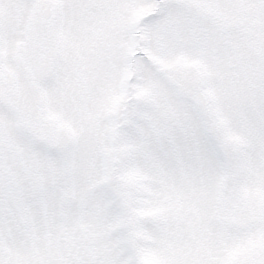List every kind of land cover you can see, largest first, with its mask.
I'll return each instance as SVG.
<instances>
[{"label":"snow or ice","instance_id":"obj_1","mask_svg":"<svg viewBox=\"0 0 264 264\" xmlns=\"http://www.w3.org/2000/svg\"><path fill=\"white\" fill-rule=\"evenodd\" d=\"M0 264H264V0H0Z\"/></svg>","mask_w":264,"mask_h":264}]
</instances>
